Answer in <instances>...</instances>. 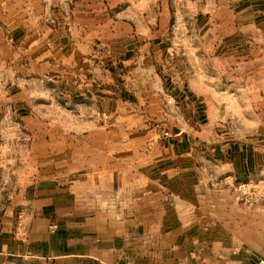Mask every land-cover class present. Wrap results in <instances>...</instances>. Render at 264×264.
<instances>
[{
  "label": "crops",
  "instance_id": "crops-1",
  "mask_svg": "<svg viewBox=\"0 0 264 264\" xmlns=\"http://www.w3.org/2000/svg\"><path fill=\"white\" fill-rule=\"evenodd\" d=\"M122 1L0 0L7 98L16 86L40 84L70 117L58 126L25 122L29 131L58 130V153L48 152L53 137L45 134L30 139L39 148L29 158L62 164L41 166V180L21 186L5 207L0 264H256L264 258V203L242 204L209 181L248 176L254 139L242 143L252 155L236 157L246 161L240 169L233 156L194 152L204 141L165 102L190 108L207 86L190 59L172 52L155 4L126 13ZM230 47L232 74L238 45ZM171 123L172 136L158 138ZM17 209L25 218L12 215Z\"/></svg>",
  "mask_w": 264,
  "mask_h": 264
},
{
  "label": "rangeland",
  "instance_id": "rangeland-1",
  "mask_svg": "<svg viewBox=\"0 0 264 264\" xmlns=\"http://www.w3.org/2000/svg\"><path fill=\"white\" fill-rule=\"evenodd\" d=\"M151 1L162 13L160 17H165L162 21L168 22L172 52L190 59L191 69L201 77L204 87L207 86L206 96L192 99L194 106L190 108L186 100L182 105L176 100L166 101V113L172 114L177 123L185 122L186 132L191 137L204 141L193 146L195 153L233 156L232 164L239 169L246 161L239 162L236 157L252 155L251 146L247 152L242 143L247 137L253 138L254 169L248 176L229 178V175L228 180L213 178L209 181L214 182L210 186L230 187L242 204L264 203V0H124L121 6L126 13L146 11ZM216 42L224 44L217 51L214 50ZM231 42L238 45L234 56L239 61V66L231 67L232 74L225 60L232 52ZM215 52L222 63L220 68ZM218 70L223 74L217 76ZM2 75L4 79L5 74ZM199 83V78L192 80L194 89L198 90ZM6 88V83L1 82L0 227L2 215L7 212L5 207L14 195H19L20 187L29 181L41 180L43 174L38 172L41 166L47 171H58L62 164L40 163L29 158L39 148L30 145V139L45 134L53 137L48 152L51 149L52 154L58 153V130L33 128L29 131L25 122H52L58 126L60 117L70 120L69 116L58 113V94L48 95L40 84L16 86L13 99L7 98ZM171 126L172 123L160 129L158 138H170ZM206 166L213 167V163L207 161ZM23 212L17 209L12 215L19 220L25 218ZM260 262H264L263 257L258 258L256 264Z\"/></svg>",
  "mask_w": 264,
  "mask_h": 264
},
{
  "label": "built area",
  "instance_id": "built-area-1",
  "mask_svg": "<svg viewBox=\"0 0 264 264\" xmlns=\"http://www.w3.org/2000/svg\"><path fill=\"white\" fill-rule=\"evenodd\" d=\"M260 264H264V262H260Z\"/></svg>",
  "mask_w": 264,
  "mask_h": 264
}]
</instances>
